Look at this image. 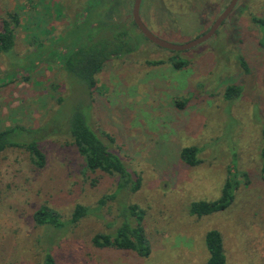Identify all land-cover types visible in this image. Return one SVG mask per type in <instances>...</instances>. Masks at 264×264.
<instances>
[{
  "label": "rangeland",
  "instance_id": "1",
  "mask_svg": "<svg viewBox=\"0 0 264 264\" xmlns=\"http://www.w3.org/2000/svg\"><path fill=\"white\" fill-rule=\"evenodd\" d=\"M132 1L0 0V19L8 11L19 18L12 53L0 55V129L48 119L63 126L68 108L87 102L91 128L112 138L102 136L139 178L125 200L141 213L148 256L92 244L94 234L115 227L108 224L114 202L100 199L117 176L87 169L68 135L56 131L38 141L41 167L21 147L0 153V264H41L45 252L53 264H205L208 229L220 232L226 264H264V0H247L244 20L222 39L178 51L138 33ZM175 7V0H141L139 17L169 42L195 38L204 27L196 25L199 16L183 15L181 6L174 13ZM102 19L125 24L133 48L107 60L86 94L59 66L60 40ZM230 84L240 93L225 99ZM59 96L67 97L53 113ZM187 146L198 148L194 165L179 156ZM225 179L238 184L229 206L202 216L188 212L192 201L216 199ZM40 205L62 219L75 205L86 214L56 230L34 223Z\"/></svg>",
  "mask_w": 264,
  "mask_h": 264
},
{
  "label": "trees",
  "instance_id": "2",
  "mask_svg": "<svg viewBox=\"0 0 264 264\" xmlns=\"http://www.w3.org/2000/svg\"><path fill=\"white\" fill-rule=\"evenodd\" d=\"M18 23L19 18L16 11H8L0 19V55L8 56L12 53L14 29ZM75 28H77L76 24ZM73 37L74 33L72 38L60 40L63 50L59 54V66L66 77L74 80L86 94L93 89L95 75L107 60L124 55L133 48L130 44L131 39L127 26L105 19L97 21L94 25L90 24L87 30L80 35L75 32L74 39ZM1 83L0 81V85ZM239 93V86L230 84L225 87L223 96L225 99H230L238 96ZM66 97H57V106L53 113L61 109ZM83 103L82 99H77L68 108V112L64 115L63 126L48 119L37 126L14 124L0 129V153L7 147H21L28 152L32 163L41 167L44 164V154L38 147V141L51 132L66 133L77 151L83 155L87 169L117 176L114 189L100 199V203H104V200L114 202V217L108 224H114L115 227L111 232L94 234L91 238L92 244L100 248L131 250L140 257H147L150 246L140 223L141 213L135 204L125 200L127 193L134 192L138 188L139 178L135 173L130 172L118 154L108 147L106 140L112 141V138L107 134L99 135L91 128L85 111L87 106L85 104L88 103ZM197 153L198 148L187 146L181 148L179 156L185 163L194 165L199 162ZM260 153V177L264 181V142ZM237 185L236 182H231V179H225L220 195L216 199L192 201L188 205V212L202 216L225 209L231 203ZM85 214L84 207L75 205L70 217L62 219L56 210L40 205L32 213V219L35 224L48 225L59 230L77 222ZM203 237L208 252L205 264H226L220 232L216 229H208ZM53 261L52 255L45 252L41 264H53Z\"/></svg>",
  "mask_w": 264,
  "mask_h": 264
},
{
  "label": "flooded vegetation",
  "instance_id": "3",
  "mask_svg": "<svg viewBox=\"0 0 264 264\" xmlns=\"http://www.w3.org/2000/svg\"><path fill=\"white\" fill-rule=\"evenodd\" d=\"M246 1L247 0H235L232 7L230 8V10L226 13V15L222 19H220V21L218 22V25L216 26V28L214 29L212 34L206 40L215 39V38L222 39L228 33L233 32L235 27L234 26L231 27V25H235V24L240 25L241 22L244 20V15H246L245 14ZM175 2H176L177 7L181 6V8H182L181 12L183 15L189 14L192 12L195 14V16H199L198 19H196V25H203L204 26L203 29H201L200 33L197 35V36H199V35L203 34L204 32H206L211 27V25L214 23V21L217 19V17L221 14V12L230 4L231 0H199L198 3H195L192 0H175ZM177 7H175L174 10L172 9L174 13H175V11H178ZM172 15L174 16L173 13H172ZM140 20H141V18H140ZM141 22H142V20H141ZM132 23H133V21H132ZM133 27L138 31V33H140V31L137 29V27L135 26L134 23H133ZM145 27H146V25H145ZM151 33L154 34L155 32H151ZM157 37L162 38V35L157 36ZM191 39H189V40H191ZM206 40H204V41H206ZM196 45H194V46H196ZM194 46H192V47H194ZM192 47H190V48H192ZM190 48H188V49H190Z\"/></svg>",
  "mask_w": 264,
  "mask_h": 264
},
{
  "label": "water",
  "instance_id": "4",
  "mask_svg": "<svg viewBox=\"0 0 264 264\" xmlns=\"http://www.w3.org/2000/svg\"><path fill=\"white\" fill-rule=\"evenodd\" d=\"M234 1L235 0H231L230 4L221 12V14L217 17V19L214 21V23L211 25V27L206 32H204L203 34H201V35H199V36H197L191 40L183 42V43H172V42H169V41L164 40L162 38H159L156 35H154L153 33H151L145 27V25L141 22L140 17H139V6H140L141 0H133L132 1L130 15H131V19H132L133 23L135 24V26L137 27V29L140 31V33L143 35V37L145 39H147L148 41H150L151 43H153L159 47H162V48H165L168 50L178 51V50L188 49V48L206 40L214 31V29L218 25V22L220 21V19H222L226 15V13L230 10Z\"/></svg>",
  "mask_w": 264,
  "mask_h": 264
}]
</instances>
